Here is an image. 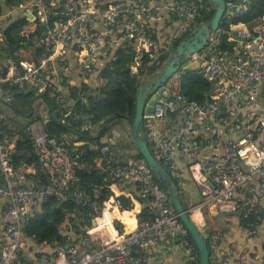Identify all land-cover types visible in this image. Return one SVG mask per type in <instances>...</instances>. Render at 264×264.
<instances>
[{"label": "built area", "instance_id": "1", "mask_svg": "<svg viewBox=\"0 0 264 264\" xmlns=\"http://www.w3.org/2000/svg\"><path fill=\"white\" fill-rule=\"evenodd\" d=\"M255 1L225 0L222 25L229 28L221 25L188 56L189 63L153 93L162 90L154 111L144 114L151 153L190 195L186 212L195 225L210 228L203 233L209 264H264V249L225 247L224 233L211 221L232 214L249 222L250 239L264 234V15L253 26L232 22L250 16ZM211 8L192 0H0V43L19 19L31 26L20 31L19 55L4 54L0 73V106L9 109L0 111V264H151L169 235L189 264L200 257L146 160L125 148L123 132L114 126L100 142L53 136L47 98L66 117L77 114L78 104L99 95L101 72L120 52H133L129 73L138 77L169 51L164 28L187 26L191 34L183 40L193 38L208 23L194 29V21ZM192 71L212 83L203 103L182 90ZM29 92L35 99L25 112L19 98ZM76 118L90 130L88 117ZM25 136L36 155L32 162L17 151ZM86 176L101 182L92 186ZM190 182L200 191L198 203ZM129 186L141 202L131 228L121 219L134 211L123 199ZM43 213L61 215L62 242L30 231Z\"/></svg>", "mask_w": 264, "mask_h": 264}, {"label": "trees", "instance_id": "2", "mask_svg": "<svg viewBox=\"0 0 264 264\" xmlns=\"http://www.w3.org/2000/svg\"><path fill=\"white\" fill-rule=\"evenodd\" d=\"M192 2H203L208 6H213L210 0H192ZM215 14L216 9H205L202 12L201 16L194 21L192 27L194 29L199 28L202 24L211 21L214 18ZM263 15L264 0H256L251 10L250 16L247 15L242 18L240 17L236 20H233L232 22L236 23L244 21L247 24H251V26H253L262 18ZM228 24L229 23H225L221 27H226L227 29L229 28ZM23 28L31 29V26L27 24L25 18H21L18 21L14 22L6 32L7 36L5 41L0 43V73L6 70L5 64L7 62V58L4 55L5 53L9 52L16 56L17 54L19 55L20 48L17 46V39L21 29ZM187 32H189V35L191 34L190 29H187ZM189 35H185L182 38L177 37V39H175L172 44L176 42L175 45L179 46L180 42L184 38H187ZM25 48H28V46L26 45ZM166 54L167 52L164 51V54L160 56L158 61H156L152 65L147 66L146 69L140 74V76L135 77L131 76L129 73V66L133 61V52L131 50L120 52L119 59L115 62L109 63L101 72L103 82L101 83V86L99 88V95L91 98L86 105L78 104L76 108L77 114L66 117L62 112L58 110L57 106L49 98H47L52 106L51 109L54 113V118L48 125L50 134L58 138H66L68 142H73L72 140L67 139L68 134H72L81 141L100 142V140L109 133L110 129L116 125V122L121 121L120 119H123V121H126V118L134 120L138 90L144 82L142 77L148 74L150 77H152L150 80L156 78L158 75L155 73L159 70H162L163 67L166 66L169 62L166 60ZM192 72L193 73H187L182 79V90L192 100H195L198 103H203L208 99L209 92L213 87L212 83L202 78V76L196 71ZM149 81L145 82L149 83ZM34 99V92L22 94L21 98H19V100L28 107H31V102ZM115 116L121 118L112 123H109V121ZM76 117H88L90 120V130H82L81 122H83V120H77ZM61 120H64V123H62ZM126 122L128 123V121ZM106 124L108 125L105 128L103 135L100 139L95 141L98 128L100 129ZM128 136L132 137L130 131L124 130L123 138H130ZM17 151L22 154L20 156V159H25L29 162L36 160L32 142L26 136L23 137L22 140L18 143ZM133 158L141 159L142 156L137 151L134 154ZM85 181L93 186L100 183L101 178L95 176H86ZM176 188L179 190L177 186ZM171 207L174 209L172 204ZM239 220L244 229L248 227L249 222L247 220L243 218ZM61 221L62 217L60 214H39L33 221L30 231L41 237L43 240H47L49 242H62V238L59 235L57 229V226L61 223ZM199 262L200 257H198V259L193 264H199Z\"/></svg>", "mask_w": 264, "mask_h": 264}, {"label": "water", "instance_id": "3", "mask_svg": "<svg viewBox=\"0 0 264 264\" xmlns=\"http://www.w3.org/2000/svg\"><path fill=\"white\" fill-rule=\"evenodd\" d=\"M210 1L216 9L214 18L210 22L204 24L193 38L183 40L179 44L173 59L167 64V66H165L162 72L158 73V76L154 80L140 86L137 94L135 119L131 120L130 118H126V120L129 122L130 133L135 141L138 152L146 160L149 167L155 174L157 180L159 181L163 189L167 192L171 204L173 205L177 214L180 216L181 222L189 230L193 241L196 243L200 254L199 264H209V249L203 233L208 234L210 228H208L207 226L198 228L195 225L191 217L186 212L187 210L182 203L179 191L176 188L173 179L170 177L168 171L158 162V160L155 159V157L151 153L143 133L144 114L145 112L147 114H151L154 111V106L160 98L162 90L148 101L149 96H152V94L156 92L159 87L165 84L170 79V77L179 70L188 56L201 51L206 46L210 35L219 28L223 20V16L226 12V3L225 0ZM27 16L32 17L31 14H27ZM46 104L50 109V105L47 101ZM29 117L30 115L27 116V118ZM120 118L121 117L115 116L109 121V123H112ZM107 125L108 124L101 128L98 136L95 138L96 140L100 139ZM189 190L193 192V201L195 203H198L200 201V191L197 186L195 184H192L191 186H189ZM231 215L232 214L220 215V220L223 217H230Z\"/></svg>", "mask_w": 264, "mask_h": 264}, {"label": "crops", "instance_id": "4", "mask_svg": "<svg viewBox=\"0 0 264 264\" xmlns=\"http://www.w3.org/2000/svg\"><path fill=\"white\" fill-rule=\"evenodd\" d=\"M186 28L187 26L186 27L184 26L182 31L180 26H167L166 28H164L161 32V36L164 39L165 44L167 45L166 48H168L169 45L168 42H170L175 36L183 33L186 30ZM152 97L153 96H149V100ZM117 123L118 122H116V125ZM118 128L120 129L119 126ZM100 130L101 128L100 129L98 128L96 137L98 136ZM73 137L75 138V136ZM95 141L97 140L95 139ZM127 141L130 142L131 141L130 138L124 139V142ZM180 165L182 169H186V162L184 160L181 161ZM189 185L191 186L192 183L190 182ZM125 193L128 195V198H123V199H126V202L128 204H132L131 206L133 207L134 211L131 214H122L121 219L126 222L128 228H131L132 225L135 223V220L139 212L141 211V202L138 201L137 190L133 186H129L125 190ZM211 221H213L212 224H215L216 227L224 233L223 245L225 247L233 246L241 250H246L248 252L263 251L264 234H259L255 238L250 239L247 236L246 230L244 229V227H242L240 220L236 216L231 215L230 217H223L221 220H220V216H217L211 218ZM151 264H189V261L184 251L174 249L173 238L171 235H169L166 238V240L161 245L158 246L154 260Z\"/></svg>", "mask_w": 264, "mask_h": 264}, {"label": "rangeland", "instance_id": "5", "mask_svg": "<svg viewBox=\"0 0 264 264\" xmlns=\"http://www.w3.org/2000/svg\"><path fill=\"white\" fill-rule=\"evenodd\" d=\"M185 35H189V32H187V30H185L182 34H180V38L184 37ZM169 45H168V48H169V51H167V54L165 55L166 56V60L167 61H171L176 53V50H177V45H175V43L173 44H170L171 42H168ZM168 62V63H169ZM189 63V59H186L184 62H183V65L186 66L187 64ZM148 82H143V84H147ZM153 95V94H152ZM148 101H149V98H148ZM36 107L38 108V106L36 105ZM0 111H7L9 112V109L5 106H0ZM24 111L25 112H29L30 111V108H24ZM121 121L117 123V125H115L116 128H118V126L120 127L121 131L124 132V130H130V126L128 125V123L126 121H123V119H120ZM68 134V133H67ZM67 137V136H66ZM130 137V142H126L125 143V148L127 150H131L133 153H136L138 150L136 148V145H135V141L133 140V138L131 136H128ZM67 139L69 140H72V139H75L73 137L72 134H68V137ZM180 198L182 200V203L184 205L185 208H188L190 203H191V197L190 195H186L185 192H181L180 191Z\"/></svg>", "mask_w": 264, "mask_h": 264}, {"label": "clouds", "instance_id": "6", "mask_svg": "<svg viewBox=\"0 0 264 264\" xmlns=\"http://www.w3.org/2000/svg\"><path fill=\"white\" fill-rule=\"evenodd\" d=\"M222 23H223V22H221L220 26L222 25ZM220 26H219V27H220ZM142 158H143V157H142ZM178 191H179V190H178ZM179 193H180V191H179Z\"/></svg>", "mask_w": 264, "mask_h": 264}]
</instances>
